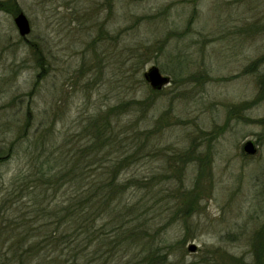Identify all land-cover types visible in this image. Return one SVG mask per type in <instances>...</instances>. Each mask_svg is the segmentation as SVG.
Here are the masks:
<instances>
[{
  "label": "rangeland",
  "instance_id": "374dc122",
  "mask_svg": "<svg viewBox=\"0 0 264 264\" xmlns=\"http://www.w3.org/2000/svg\"><path fill=\"white\" fill-rule=\"evenodd\" d=\"M14 1L31 32L21 37L15 15L0 10V156L14 145L0 162V206L29 180L47 188L33 178L48 151L70 169L88 147L87 183L107 180L118 163L126 184L94 224L92 247L106 239L107 264H254L264 99L243 105L264 87V62L249 71L264 56V0ZM154 65L170 77L157 95L144 79ZM94 120L117 139L112 147L83 146ZM248 140L254 155L243 151ZM70 193L68 184L50 189L44 203L60 208Z\"/></svg>",
  "mask_w": 264,
  "mask_h": 264
},
{
  "label": "trees",
  "instance_id": "16d2710c",
  "mask_svg": "<svg viewBox=\"0 0 264 264\" xmlns=\"http://www.w3.org/2000/svg\"><path fill=\"white\" fill-rule=\"evenodd\" d=\"M0 10L13 15L21 12L14 0L0 1ZM262 62H264V56L254 61L249 66V71L255 70L254 68L261 65ZM38 77H41V73ZM260 91V95L255 101L244 103V109L250 108L264 99V87H261ZM151 92L154 95L158 94L153 89ZM147 100L149 102V99ZM113 110L110 109L106 116L108 121L106 126L108 125L110 128L112 125L109 115ZM255 122L263 124L264 118ZM92 125L96 129V134L83 145L91 144L90 152L112 147L116 143L115 137L104 136L106 127L103 122L99 123L98 120H94ZM13 148L14 145L8 151H13ZM43 150H46L45 146H43ZM9 152L7 155L0 156V162L12 155ZM82 155L81 160L75 165H70L69 169L72 160L63 162L59 156L48 151L40 167L41 170L39 168L38 174H34L33 178L34 180L39 179L41 182H44V179L47 180V188L42 186L44 188H39L36 192L34 188L38 185H33L29 180V189L28 191L22 190L21 198L13 200L11 195H6V202L9 205L5 206L4 203L0 206V264H107L105 259H102L104 255L101 254L102 247L106 245V239H99L96 246L92 247L95 239L92 237L95 232L94 224L101 215H107L114 211L111 203L114 200L122 199L126 184L117 182L118 170L116 167L118 163L108 165L107 174L112 165L114 168L110 173L111 177L107 180L103 182L92 180L91 183H87L86 166L83 165L82 159L87 157L88 147L83 148ZM54 156L56 157L54 158ZM207 158V155L204 156V159ZM199 159L201 160V158ZM67 169L69 170L66 171ZM205 173V168L200 167L198 181ZM19 181H24V179H19L18 184ZM13 184L16 186V182ZM66 184L73 190V193L69 194L60 208L50 209L49 205L44 203L47 191L50 189L60 190ZM189 192L190 196L194 194V198L199 197L196 185L195 189ZM25 193L30 196V200L24 199ZM60 212L63 213L61 216H59ZM116 231L124 234L132 233L131 230L124 228H118ZM259 232L263 234L262 248L254 244L256 258L254 264H264V231L260 230ZM82 234H86L84 239L81 238ZM72 244L74 245L72 246ZM118 245H122V242ZM89 246L94 249L90 253L87 252Z\"/></svg>",
  "mask_w": 264,
  "mask_h": 264
},
{
  "label": "water",
  "instance_id": "95a60500",
  "mask_svg": "<svg viewBox=\"0 0 264 264\" xmlns=\"http://www.w3.org/2000/svg\"><path fill=\"white\" fill-rule=\"evenodd\" d=\"M13 21L21 37H26L31 32L29 19L23 12H19L13 17ZM144 79L153 90L159 91L164 86L170 83V77L164 75L157 66H151L145 73ZM243 151L246 154L254 155L257 152V147L252 140H248L243 145ZM190 251H195V246H190Z\"/></svg>",
  "mask_w": 264,
  "mask_h": 264
}]
</instances>
